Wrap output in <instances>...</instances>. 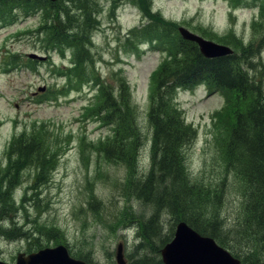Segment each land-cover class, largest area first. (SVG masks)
<instances>
[{
	"label": "rangeland",
	"instance_id": "1",
	"mask_svg": "<svg viewBox=\"0 0 264 264\" xmlns=\"http://www.w3.org/2000/svg\"><path fill=\"white\" fill-rule=\"evenodd\" d=\"M129 1H64L71 4L68 11L77 15L65 18V23L81 36L77 42H85L83 50H90L89 57L76 53L80 72L86 70L80 80L72 70L66 69L65 76L54 74L55 67L68 63L47 41L46 37L55 31L54 25L50 23L53 30L45 26L38 36L33 35L32 30L44 25L47 15L55 10L42 0H0V256L6 261L16 258L21 250L65 244L73 254L93 264H116L117 246L123 243L125 258L130 262L143 255H155L160 248L159 237L151 239L153 231L145 227L152 215L164 227L165 235L172 234L175 223L183 219L178 209L173 213L164 203L158 207L139 199L132 185V180L142 179L150 170L153 146L149 109L154 73L164 61L163 47L175 51L178 36L174 30L165 34L168 42L164 40L161 47L151 42L157 33L140 38L135 33L131 38L130 32L141 26L150 3L175 27L185 26L235 48L231 36H222L234 30L242 45L256 41L264 33V0H133L140 9ZM36 8L43 10L44 19L34 15ZM87 9L96 15L88 27ZM149 21L153 19L148 17ZM254 47L258 49L256 42ZM49 50L51 55L43 61L29 57L30 53L45 55L43 52ZM255 58L263 87L264 50L255 52ZM93 79L108 81L115 90L120 85L127 87L124 90L139 129L135 147H131L130 137L118 135L109 146H123L127 140L122 152L116 148L112 154L105 152V145L114 139L119 127L101 112L104 122L97 110L83 117L85 106L99 101L97 88L91 85ZM204 88L198 85L174 94L187 124L196 130L183 148L186 172L190 181L208 194L195 209L202 204V209L216 213L231 230L224 241L236 239L232 250L245 257L247 264H253L244 256V251L250 250L249 242L243 239L247 234L251 238L255 235L252 240L264 253V236L251 222L246 227H235L248 214L247 188L238 174L227 169L231 154L226 142L232 118L228 113L225 118L223 113L217 118L227 94H209ZM19 134L43 140L49 157L45 172L35 165L18 164L11 141ZM225 146L227 150L222 152ZM10 164L13 166L8 168ZM47 178L50 182L44 183ZM3 189L6 194L12 191L5 196ZM248 219L252 220L250 216ZM19 231L25 237L16 240L13 233Z\"/></svg>",
	"mask_w": 264,
	"mask_h": 264
},
{
	"label": "trees",
	"instance_id": "2",
	"mask_svg": "<svg viewBox=\"0 0 264 264\" xmlns=\"http://www.w3.org/2000/svg\"><path fill=\"white\" fill-rule=\"evenodd\" d=\"M156 13L153 22L147 28V33L162 38L168 42L169 36L176 32V27L171 22H166L162 16ZM90 21L91 19L88 18ZM87 24L88 21H87ZM55 27L61 37L68 32L67 27L61 22H56ZM78 34H72L73 40H77ZM229 37V36H228ZM62 39H65L62 37ZM242 39L231 36L230 42L235 45V53L229 56L217 58H205L195 43L178 40V47L170 61L163 64L154 77L155 88L152 93L149 120L153 131V161L150 171L145 178L134 186L135 195L149 203H156L162 207L163 203L173 213L178 209L183 212L181 216L196 231L215 238L220 244L232 247L236 239H224L231 232L216 213H209L202 209H195L196 203L208 194L198 188L196 182L190 181L186 172L183 148L193 138L194 130L185 124L181 110L174 103L173 95L181 87L192 86L195 83L204 82L208 85L223 89L231 94L229 103L230 120L232 122L230 135L226 146L221 151H229L231 162L227 161V169H232L241 178V184L247 188L246 199L248 214L246 218L238 221L236 227H246L251 222L258 227L264 236V89L262 77L257 71V65L253 60L255 52L251 42L242 45ZM223 42V41H222ZM85 42L76 43L78 51H82ZM88 53V50L85 49ZM119 91L111 93L114 89L106 88L105 102L102 109H106L107 118H112L119 125L117 135L130 137L131 147H135L139 139L136 138L137 124L130 98L127 97L125 86L120 85ZM229 100V101H230ZM135 140V141H134ZM114 141V140H113ZM135 142V145H134ZM41 142L32 137L28 140L20 139L15 143L16 152L20 160H31L39 157ZM123 146L113 143L107 148L112 154L116 148L122 152ZM221 147V146H220ZM220 149V148H219ZM251 219H248V217ZM151 228L153 237H159L160 248L171 237L162 232L156 215L145 224ZM163 233V236H161ZM252 235L247 234L244 242H249L244 256L253 264H264V253L253 242ZM155 255H143L133 259L129 264H162L159 249ZM264 249V240H263Z\"/></svg>",
	"mask_w": 264,
	"mask_h": 264
},
{
	"label": "water",
	"instance_id": "3",
	"mask_svg": "<svg viewBox=\"0 0 264 264\" xmlns=\"http://www.w3.org/2000/svg\"><path fill=\"white\" fill-rule=\"evenodd\" d=\"M180 32L184 38L197 42L201 52L207 57L232 53L230 48L206 41L184 28H180ZM161 253L164 264H239V261L218 246L214 240L201 236L183 222L178 224L175 238L162 249ZM26 261L28 264H85L71 259L63 247L33 254ZM117 262L125 264L121 247L118 250Z\"/></svg>",
	"mask_w": 264,
	"mask_h": 264
}]
</instances>
